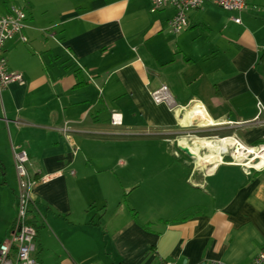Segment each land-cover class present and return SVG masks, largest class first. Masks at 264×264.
Segmentation results:
<instances>
[{"label": "crops", "instance_id": "crops-1", "mask_svg": "<svg viewBox=\"0 0 264 264\" xmlns=\"http://www.w3.org/2000/svg\"><path fill=\"white\" fill-rule=\"evenodd\" d=\"M2 7L0 16L13 7L27 16L3 50L23 81L0 89V243L17 214L20 149L34 176L60 172L33 189L42 264H254L264 252V165L248 173L226 150L215 162L194 159L193 177L164 178V163H137V150L104 143L173 142L194 132L186 114L198 101L216 134L264 145V0H247L241 12L206 1L188 11L179 33L168 25L176 8L152 11V0H0ZM162 84L172 105L152 98ZM138 170L156 172L137 179Z\"/></svg>", "mask_w": 264, "mask_h": 264}, {"label": "built area", "instance_id": "built-area-1", "mask_svg": "<svg viewBox=\"0 0 264 264\" xmlns=\"http://www.w3.org/2000/svg\"><path fill=\"white\" fill-rule=\"evenodd\" d=\"M206 1H211L225 9L241 12L247 5V0H152V11L165 8L167 6H174L176 13L168 20L169 28L179 33L186 29L189 25L188 11L196 9ZM26 12L24 9L13 7L11 11L3 16H0V89L5 88L10 83L15 81H23V74L18 71H12L8 68L7 59L3 54L6 42L15 34H18L24 28V21L26 19ZM237 23H241L242 19L239 16L233 17ZM26 39V38H24ZM152 98L155 102H166L170 105L173 104V99L167 85L162 84L158 88L152 90ZM260 113L264 112V105L261 101L257 103ZM112 124L121 125L122 115L113 112L111 116ZM191 124V123H190ZM66 129V126L64 130ZM219 141V139H218ZM230 148L233 147L230 145ZM237 148V147H236ZM257 152L264 151V145L254 147ZM248 150V149H247ZM253 154V152H250ZM229 155L232 156L234 163H240L248 173L252 168H257L252 165H245L243 162L238 161L234 149L229 150ZM15 165L18 176V208L17 215L14 221L13 229L6 240L0 243V264H41L40 260L36 257L37 250V229L31 224L29 210L31 207L33 189L40 181H48L60 172L54 174H44L39 178L34 176L29 169V155L26 150H14ZM252 161L259 159L256 154L252 156ZM251 160V159H249ZM264 165V163L262 164ZM261 165V166H262ZM264 263V252H260L254 259V264ZM98 264V263H87ZM209 264H230L221 260L210 262Z\"/></svg>", "mask_w": 264, "mask_h": 264}, {"label": "rangeland", "instance_id": "rangeland-1", "mask_svg": "<svg viewBox=\"0 0 264 264\" xmlns=\"http://www.w3.org/2000/svg\"><path fill=\"white\" fill-rule=\"evenodd\" d=\"M3 9L4 8L2 7L0 9V11H2ZM107 116H109V110H105L101 114V117H103V118H105ZM211 126L212 125L198 126L196 124H190V126H188L187 128H188V130L189 129L194 130V132L188 131L185 133H181L179 136H174L175 139L173 142H164V137H162V136L149 137V138L148 137L142 138L139 136H136V137L130 136L128 138V137L119 136L118 138H120V139H118L117 141H113L112 143H110L111 141H107V142L104 141L105 142L104 144H110V145L114 144L117 147L124 149V150H126L127 148H130V147L137 150L139 152L138 157L133 159L137 163H142V162H150L153 164L164 163V166H165L164 173H163L164 178H169L170 176L171 177L172 176H181V175L183 176V174L186 176V175H189L192 173L191 171L193 169V164L195 163V160H197V158L196 157L193 158L194 156L192 157L187 152L180 149L181 147H179L178 143H179L181 138H192V137L199 138V139H207L209 141L213 140L214 143L219 142L218 137H224V136H222L223 134L222 135L216 134V130L212 129ZM117 129H120V127ZM226 136H230V135H226ZM174 137H171V138H174ZM132 138H134V139H132ZM129 139H132V140H129ZM176 139H178L177 142H176ZM126 140H128V141H126ZM197 145H199V144H197ZM163 149L166 150V154L161 153V151ZM230 149L231 148L229 146L227 149L228 153L226 152L227 154H229ZM211 151L212 150L209 147H205V146L202 147L201 146V148H200V152L202 154L209 153ZM248 154H247L248 156L241 162L244 163L246 161H250L249 159H251L253 154H251V153H248ZM119 159L126 160V157L124 155H121V157ZM255 161H259V159L253 160V162H255ZM179 162H187L188 168L184 169V166L180 167V165L177 164ZM152 171L155 174L156 170H148L147 173H150ZM147 173L145 172V174L148 176L149 174H147ZM145 174L141 170H138V171H135L134 174H132V176L134 178L140 179L141 177H145ZM191 177H193V174H191ZM1 181H2V176L0 178V182ZM187 184L188 183H186V187H188ZM186 193L187 192H185V194ZM185 194H184V199L186 197ZM180 199L182 200V197H180ZM170 202L172 203V200H170ZM161 204H163L161 206H164V201H161ZM174 206H176V205L174 204ZM168 209H169V207H168ZM161 210L164 211V207Z\"/></svg>", "mask_w": 264, "mask_h": 264}, {"label": "bare ground", "instance_id": "bare-ground-1", "mask_svg": "<svg viewBox=\"0 0 264 264\" xmlns=\"http://www.w3.org/2000/svg\"><path fill=\"white\" fill-rule=\"evenodd\" d=\"M186 117L191 124H196L198 126H208L214 123L213 119L206 112L204 106L198 101L192 102V104L188 107ZM218 139L219 142L214 143L213 140L209 141L207 139L181 138L179 144L183 147H188L191 152L194 153V156L202 163L205 161L215 162L221 160L222 152L226 151L230 145L236 152V156L240 162L243 161L250 152H253V155L256 154L259 158H261V160L253 162V158L251 157L250 161L244 162L245 165L254 164L253 166L260 167L264 163V151L257 152L254 147H247L241 142H238L233 136L220 137ZM194 144L209 147L212 151L202 154L199 149L194 147Z\"/></svg>", "mask_w": 264, "mask_h": 264}, {"label": "trees", "instance_id": "trees-1", "mask_svg": "<svg viewBox=\"0 0 264 264\" xmlns=\"http://www.w3.org/2000/svg\"><path fill=\"white\" fill-rule=\"evenodd\" d=\"M17 193H18V191H17ZM17 201H18V199H17ZM32 203H33V197H32L31 205H32ZM30 209H31V207H30ZM29 216H30V210H29ZM29 221H30L31 224H33V225L35 226V228L37 229V237H38V235H39V230H40V228H41L40 223H38V220H37L35 217H32ZM37 237H36V243H38V242H37ZM40 262H41V261H40ZM41 264H42V263H41ZM98 264H99V263H98Z\"/></svg>", "mask_w": 264, "mask_h": 264}, {"label": "water", "instance_id": "water-1", "mask_svg": "<svg viewBox=\"0 0 264 264\" xmlns=\"http://www.w3.org/2000/svg\"><path fill=\"white\" fill-rule=\"evenodd\" d=\"M182 150L187 152L190 156H194V153L191 152V150L188 147L180 146Z\"/></svg>", "mask_w": 264, "mask_h": 264}]
</instances>
